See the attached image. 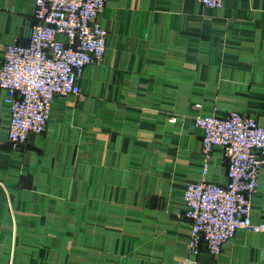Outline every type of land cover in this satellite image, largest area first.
I'll return each instance as SVG.
<instances>
[{
	"label": "crops",
	"instance_id": "crops-1",
	"mask_svg": "<svg viewBox=\"0 0 264 264\" xmlns=\"http://www.w3.org/2000/svg\"><path fill=\"white\" fill-rule=\"evenodd\" d=\"M34 4L0 0V65L7 44L28 42ZM99 21L103 60L84 68L77 94L55 96L45 131L18 149L0 88V264H179L185 184L227 181L220 147L202 174L195 105L264 126V0H105ZM250 219L264 222V165ZM197 260L264 264V233L238 229Z\"/></svg>",
	"mask_w": 264,
	"mask_h": 264
},
{
	"label": "built area",
	"instance_id": "built-area-1",
	"mask_svg": "<svg viewBox=\"0 0 264 264\" xmlns=\"http://www.w3.org/2000/svg\"><path fill=\"white\" fill-rule=\"evenodd\" d=\"M221 8L223 0H197ZM105 0H35L28 42L7 44L0 65V88L8 93L7 138L18 149L30 134H41L55 96L77 94V81L90 63L106 53L107 30L99 16ZM64 36V40L58 38ZM194 124L201 130L202 174L215 147L226 158L224 184L188 182L183 188L184 217L190 222L189 255L179 264H198L204 249L217 256L238 229L264 233V222L250 219L251 200L264 165V126L237 111L203 115L195 105ZM173 122L175 117H171Z\"/></svg>",
	"mask_w": 264,
	"mask_h": 264
},
{
	"label": "rangeland",
	"instance_id": "rangeland-1",
	"mask_svg": "<svg viewBox=\"0 0 264 264\" xmlns=\"http://www.w3.org/2000/svg\"><path fill=\"white\" fill-rule=\"evenodd\" d=\"M78 89H79V86H78ZM77 93H78V91H77Z\"/></svg>",
	"mask_w": 264,
	"mask_h": 264
}]
</instances>
